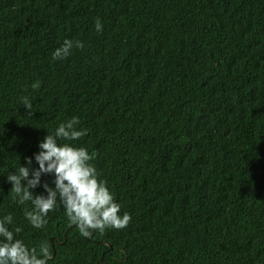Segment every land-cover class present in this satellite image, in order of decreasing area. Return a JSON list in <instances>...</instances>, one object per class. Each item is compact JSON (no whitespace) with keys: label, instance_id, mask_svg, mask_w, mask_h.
<instances>
[{"label":"trees","instance_id":"1","mask_svg":"<svg viewBox=\"0 0 264 264\" xmlns=\"http://www.w3.org/2000/svg\"><path fill=\"white\" fill-rule=\"evenodd\" d=\"M65 39L84 48L54 61ZM73 116L88 131L70 143L132 217L122 230L81 236L59 202L36 229L14 200L7 175L38 168L40 141ZM9 213L16 238L48 241V264H264V0H0Z\"/></svg>","mask_w":264,"mask_h":264},{"label":"clouds","instance_id":"2","mask_svg":"<svg viewBox=\"0 0 264 264\" xmlns=\"http://www.w3.org/2000/svg\"><path fill=\"white\" fill-rule=\"evenodd\" d=\"M97 33L103 31L99 18L94 24ZM83 49L80 40L73 42L65 39L63 44L52 54V59L63 60L72 48ZM39 80L31 85L39 89ZM21 103L30 112L33 104L28 96L21 97ZM79 117L59 123L54 131L49 132L40 141V151L35 154L38 168H33L32 158H26V164L7 175L11 183L14 200L19 204L30 202L31 207L24 208V217L36 229H43L48 224V214L58 207V202L65 209L70 225H75L81 236L91 237L93 232L104 234L108 229L122 230L131 222L128 212L121 214V206L105 179L100 177L94 163L96 154L89 153L83 145L70 143L87 135V129L78 128ZM60 141H65L60 143ZM42 174L54 175L53 184H43L47 195L34 194L33 189L41 184ZM13 216L9 213L0 218V264H48L52 252L47 240L38 246L29 247L16 234L21 227L13 230L9 225Z\"/></svg>","mask_w":264,"mask_h":264},{"label":"water","instance_id":"3","mask_svg":"<svg viewBox=\"0 0 264 264\" xmlns=\"http://www.w3.org/2000/svg\"><path fill=\"white\" fill-rule=\"evenodd\" d=\"M65 240H66V234H65ZM51 241H52V239H51ZM53 247H54V245H53ZM111 247H112V245H111ZM106 264V263H105Z\"/></svg>","mask_w":264,"mask_h":264}]
</instances>
